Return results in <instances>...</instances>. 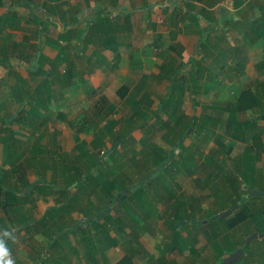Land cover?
<instances>
[{
	"label": "crops",
	"instance_id": "0c3cea01",
	"mask_svg": "<svg viewBox=\"0 0 264 264\" xmlns=\"http://www.w3.org/2000/svg\"><path fill=\"white\" fill-rule=\"evenodd\" d=\"M156 63L165 80L187 77L200 88L196 76L223 75L237 77L242 91L261 93L248 109L257 117L240 119L257 123V139L246 128V137L235 139L250 138L264 153V0H0V240L8 254L41 237L48 249L64 235L61 227L74 226L75 211L84 223L92 220L76 206L85 190L75 185L99 176L101 167L88 172L87 161L111 155L101 152L111 140L107 126H119L113 94L128 89L131 76L155 72ZM78 143L85 147L78 150ZM61 206L68 207L63 217ZM77 222L72 232L82 236L85 225ZM34 248L28 255L42 264Z\"/></svg>",
	"mask_w": 264,
	"mask_h": 264
},
{
	"label": "rangeland",
	"instance_id": "374dc122",
	"mask_svg": "<svg viewBox=\"0 0 264 264\" xmlns=\"http://www.w3.org/2000/svg\"><path fill=\"white\" fill-rule=\"evenodd\" d=\"M249 24L250 22L246 21L243 25L245 33L248 31ZM160 50L163 51L162 48L155 50L156 55L160 54ZM166 63L167 61L165 65ZM147 65L152 66L150 63ZM156 65L155 72L146 70L147 75L144 77L139 75L141 73L131 76L129 88L119 89V93L116 91L113 94L114 103L118 109L112 113V118H119H116L119 120V126L116 124V128L114 126L111 131L108 129L105 131L106 137L111 140L106 142L105 152H101L103 156L109 152L111 155L104 157L105 162L99 165L101 170L98 182L93 184L90 179L94 177H86V185L81 187L85 190L83 198H79L80 200L76 202V206L80 207L84 213L86 211L89 216L96 218L99 213H104L108 204L111 203L110 212L113 216H119L122 219V227H119L120 220L115 221L116 225L108 221L107 226H104L107 219L103 216L99 217L100 223L94 224L95 228L90 234L85 233L98 245L97 249L89 246L88 254L87 247L81 243L76 245L81 232L71 231L68 237L64 236L65 234L61 235L58 246L53 250L46 249L45 246H48L49 240L41 237L31 240L32 243L28 242L24 248L19 246L16 248V253L8 254L7 259L11 258L14 264H34V258L28 255L31 244H34V250L36 252L39 250L36 257L52 260L51 264H112L127 253L133 256L137 264H169L170 262L172 264H203L195 260L196 252L199 251H202V256H210L209 246L206 247V251L202 250L207 244V235L203 232L198 243L191 246L192 250L189 252L184 250L179 253H167L166 259L161 258L166 243L173 237V230L167 223L168 216L173 211V205L177 202L181 204V201H187V204L191 200L194 201L198 208L194 210V207H189L195 216L193 220L188 219L187 225L191 227V221H196V224L211 222L212 219L207 218L209 215H217L218 219L234 217L235 213L227 217L221 215L236 205L238 193L247 195L243 191L247 187L245 177L251 181L249 173L255 182L254 189L264 190V169L260 168L257 171L258 168L255 166L254 171H248L249 169H244L242 164L238 165L239 162L244 161L242 154L245 149L248 148V154H257L256 146L250 138L238 142L234 137L228 139L224 133L228 116L244 88L239 79L223 75L196 76V84L201 87L195 88L193 80L187 77L184 79H177V76L168 77L165 80V68L164 71L161 69V72L157 73L160 65L158 63ZM169 65L170 63L167 64ZM211 66L214 64L212 63ZM173 74L177 75L175 72ZM134 82H136L135 87ZM171 83H173L172 86ZM168 85L171 86L169 87L171 102H166L167 98L164 97ZM190 85L194 86L193 89H184ZM140 89H145L148 94L144 96ZM130 90L131 93H129ZM160 103L161 107L163 106L162 110L159 109ZM130 111L132 113L128 117H134L132 121L134 123H125L124 119ZM258 114L252 110H246L238 112L236 116L238 119L249 121L256 118ZM207 115L211 117L208 121ZM261 120L264 121L263 118ZM220 139L225 142V145L219 141ZM170 153L172 158L167 160ZM166 161L167 164H165ZM87 163L92 168L90 162L87 161ZM255 163L259 166L264 164V153L254 158ZM149 175H152L150 182L136 187L124 199L119 200L114 196V194H123L127 188L135 186ZM113 188L114 192L111 193ZM172 193L175 194L173 197ZM260 198L264 199V196ZM255 207L264 209V200L257 199L251 203L250 208ZM68 212L71 211L68 210ZM74 213L75 221L84 222L82 213L76 211ZM50 222L47 221L48 227L51 226ZM69 222L67 225H71L74 221ZM219 223L225 232L234 231L228 228L224 221L220 220ZM179 225L183 234L188 235L186 224L182 221ZM193 228L195 232V227ZM234 232L241 238L245 236L242 229ZM133 233H140V235ZM262 233L264 232H260ZM250 235L246 238V243L253 244L252 249L258 248L256 245L259 242L264 244V236L249 242ZM130 239L134 246L129 244ZM113 245H116V248L108 250ZM83 251H86V254H81ZM258 253L259 249L253 257L250 255V259L262 260ZM107 254H109L108 257ZM109 257L112 258L109 259ZM247 257L248 255L244 254L241 259L246 261ZM220 261L212 260L211 264H218ZM252 264L260 263L252 261Z\"/></svg>",
	"mask_w": 264,
	"mask_h": 264
},
{
	"label": "trees",
	"instance_id": "16d2710c",
	"mask_svg": "<svg viewBox=\"0 0 264 264\" xmlns=\"http://www.w3.org/2000/svg\"><path fill=\"white\" fill-rule=\"evenodd\" d=\"M259 94L261 95V93H259ZM259 94L254 93L251 89H246V90L242 91V93L239 95V97L236 100V103L234 105V109H232L233 111L229 114L228 120L225 123L224 133L228 136L227 137L228 139H229V137H234L236 139L241 140L244 137H246L245 136L246 133L244 132V128H246L248 133L251 136H253V137H251L253 139V141L257 139V136H255V134H256L255 131L257 130V128H258V131L261 130L259 127H257V123L254 122V120H253V122L251 121V122L247 123V126H245L243 121H240V119L237 120L238 118H237L236 114L238 112L246 111V110L250 109L252 106H254L256 104V101L258 99H260ZM170 97H171V93L168 94V99L166 102L170 101L169 100ZM160 107H161V104H160ZM135 114H136V112H135ZM262 114H264V113H262ZM259 117H262V116L260 115ZM206 118L208 121V119H210L211 117L209 115H207ZM216 118H214V119H216ZM133 119H134V117H130V118H128L127 122H132ZM217 119H220V118H217ZM209 122H210V120H209ZM114 124H115V122L110 123L107 126V128L111 129ZM223 130H224V128H223ZM219 141L222 142L223 145H225V142L221 141V139ZM78 144H79L78 150H82L85 147V144H83V143H78ZM95 144H96V142H95ZM254 144L259 146L256 142ZM96 146H97V144H96ZM247 149H245L244 153L242 154L244 161L239 162L238 165L242 164V167L244 169L247 168V169H249L248 171H254L253 169L255 166H257V168H258L257 163L254 164V158L259 157V154L261 152L260 151L261 147L257 148L258 149V150H256L257 154H255V155L248 154L249 152L247 151ZM171 158H172V153L169 154V159H167V160H170ZM93 161L92 162L89 161L90 164L93 166V168L96 167L97 165H100L101 164L100 156L96 158V161H94V162ZM165 164H167V161L165 162ZM93 168L89 167L88 172H90V170H92ZM99 175H100V173H99ZM249 175H250L251 181L249 180L248 177H245V179H246L245 183L247 185V189L244 190L243 193H246V194H248L251 191V189L253 190L255 188V182L253 180V177L250 173H249ZM151 176L152 175H149V176H146L145 178L141 179L140 183L144 184L145 182L146 183L150 182V179L152 178ZM86 177L90 178L91 176L86 175ZM98 178H99V176L97 177L95 175L94 179H90V181H92L91 183L95 184V182H98L97 181ZM78 181H79V182H77L78 184L75 185L76 187L78 186L81 189L82 186L86 185L85 180L84 181L78 180ZM113 191H114V188L111 190V193H113ZM80 193H81V191H80ZM174 195L175 194L172 193L171 196L173 197ZM114 196H116L119 200H122L121 199L122 194H114ZM242 196H243V194H240V193H238L236 195V198H238V200L235 201V204H237L240 201ZM257 199L264 200V199L260 198L259 196L249 198L248 200L245 201V203L241 207L237 208V210L234 211L235 215L232 218H229V219L228 218H225V219L220 218V219H218L217 215H215V216L209 215V216H207V218H209L210 220L212 219L211 222L208 221L207 223L196 224V221H191V223H190L191 227H190V225H187V224H189L188 219L193 220V219H195V216L191 213V209L189 207H194V210H196L195 208L196 207L198 208V206L195 205L193 200H191L189 202V204H187V201L186 202L181 201V204H178V202L175 203L173 205V211L168 216V221H167L169 227L172 228V230H173V237H172L171 241H168L166 243L165 249L162 251L161 258L166 259L167 253H171V254L173 252L179 253V252H182L184 250L186 252H189L190 250H192L191 246L198 243L200 235L203 232L207 235V244H205V246L203 247L202 250L206 251V249H207L206 247L209 246L210 256L209 257L202 256V253H201L202 251L196 252V259H195L196 261H200L203 264H211L212 260H216V261L221 260L222 261L223 258L225 256H227L229 253L237 250L239 247H242L245 251L244 254H247L248 257H247L246 261L243 260V258L242 259L240 258L234 264H252V261L259 262L260 264H264V244L259 242L256 245V247H258V248L252 249L253 244H247L246 243V238L248 237V235L252 234L255 231H257L259 233L264 232V209H262V207H255L254 209L250 208L251 203H254V201ZM110 200H112V198ZM71 201H72V198L70 197L69 202H67V204H69L68 207H70ZM111 206H112L111 203L108 204L107 210L103 214H101L103 217H105L107 219V221L104 224L102 223L104 226H107L106 223L108 221L112 224L113 223L115 224V220L117 217H114L113 214L110 212L112 209ZM68 207H65L66 209L63 208L62 206L60 208H58V211H59L58 215L61 217V212L63 210L64 211L67 210ZM206 213H208V211ZM172 214L174 215L173 217H172ZM135 218L136 217H134V219ZM118 220L121 221L120 223H121V227H122V219H120L119 216H118ZM135 220L137 221V219H135ZM220 220L224 221V223L227 224L228 228H230L231 230L237 231L239 229H242L244 231V234H245V236H244L245 239L241 238V236H238V234H236L234 231H232V233L225 232L222 228V225L219 223ZM182 221L188 227V231H189L188 235L183 234V232L180 230L179 224ZM89 222L93 225L92 228L91 227L87 228L86 224H88ZM98 223H100L99 218H96L94 221L88 220V221H85V223L83 222V224L85 226L82 229L86 230V231L83 232L84 234L81 236V239L78 240L77 244L81 243L83 246L87 247L88 248L87 254L89 251V246H93L94 249H97L98 245L94 241L91 240L92 238L90 239V236L89 237L85 236V233L90 234L92 232L91 230L93 228H95L94 224H98ZM76 224H78L77 221L74 222V226ZM83 224L79 225V229L83 226ZM125 225H124V227H125ZM74 226L72 224L70 226V229H64V230H63V228H61L60 232H62V233L64 232V234L69 233L70 231H72ZM193 227H195V232H194ZM131 229H135V228H131ZM131 232H132V230H131ZM133 234H136V233H133ZM136 235H140V233H137ZM136 235H134V236H136ZM58 240H59V238H57V239L52 238L50 243H49L48 249L53 250L54 247H57L58 246ZM133 240H135V239H133ZM129 241H131V242H129V244L134 246L132 239H130ZM210 247H211V249H210ZM257 249H259L258 254L261 256L262 260H259V261L251 260L250 255H251V257H253L254 253L256 252ZM81 254H83V255L86 254V251H83V253L81 252ZM45 261L42 260L41 263L44 264ZM51 262H52V260H47V263H45V264H51ZM116 264H135V262H134L133 256L130 255L129 253H127ZM169 264H172V262H170Z\"/></svg>",
	"mask_w": 264,
	"mask_h": 264
},
{
	"label": "water",
	"instance_id": "95a60500",
	"mask_svg": "<svg viewBox=\"0 0 264 264\" xmlns=\"http://www.w3.org/2000/svg\"><path fill=\"white\" fill-rule=\"evenodd\" d=\"M140 186H141V184L138 183L135 186H131V187L127 188L124 191V193L122 194L121 199H124L127 196V194L131 193L132 191H134L136 189V187H140ZM245 188H247V187H245ZM254 196H264V190H261V191H258L255 189L251 190L249 194L243 195V197L240 199V201L237 205H235L231 209L225 211L221 216L222 217L229 216L237 208L241 207L248 198H251ZM259 236L260 237L264 236V233L260 234L259 232H255V233L250 235V237L248 238V241L250 242L251 240H253ZM244 253H245L244 249L242 247H239L237 250H235V251L229 253L227 256H225L219 264H234L243 256Z\"/></svg>",
	"mask_w": 264,
	"mask_h": 264
},
{
	"label": "clouds",
	"instance_id": "9594fccd",
	"mask_svg": "<svg viewBox=\"0 0 264 264\" xmlns=\"http://www.w3.org/2000/svg\"><path fill=\"white\" fill-rule=\"evenodd\" d=\"M140 183V182H138ZM141 184V183H140ZM142 185V184H141ZM247 189V188H245ZM252 190V189H251ZM243 197V196H242ZM252 198V197H251ZM249 199V198H248ZM247 199V200H248ZM239 203V202H238ZM237 203V204H238ZM236 204V205H237ZM237 210V209H236ZM235 210V211H236ZM234 213V212H233ZM99 218V217H97ZM96 219V217L92 218V221H94ZM8 233H5V235H7ZM8 255V249L5 246V243L3 240H0V264H14V261L11 258L5 259L4 257H6Z\"/></svg>",
	"mask_w": 264,
	"mask_h": 264
},
{
	"label": "flooded vegetation",
	"instance_id": "af4514ba",
	"mask_svg": "<svg viewBox=\"0 0 264 264\" xmlns=\"http://www.w3.org/2000/svg\"><path fill=\"white\" fill-rule=\"evenodd\" d=\"M220 262H221V261H220ZM220 262H218V264H219Z\"/></svg>",
	"mask_w": 264,
	"mask_h": 264
}]
</instances>
